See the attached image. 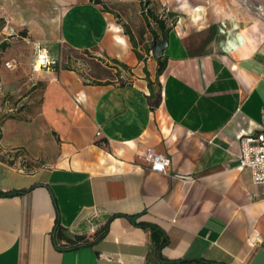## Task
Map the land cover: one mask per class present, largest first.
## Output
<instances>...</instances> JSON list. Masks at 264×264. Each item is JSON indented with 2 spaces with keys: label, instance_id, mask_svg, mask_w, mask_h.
<instances>
[{
  "label": "crops",
  "instance_id": "crops-1",
  "mask_svg": "<svg viewBox=\"0 0 264 264\" xmlns=\"http://www.w3.org/2000/svg\"><path fill=\"white\" fill-rule=\"evenodd\" d=\"M18 1L31 36L8 37L0 54L1 94L22 104L0 103V118L15 114L0 120V190H25L0 195V264H264V185L237 166L238 134L264 131V5L156 0L187 21L168 31L158 73L139 0ZM102 4L118 23L99 16ZM103 26L111 60L80 56ZM34 41L48 68H32ZM147 149L169 157L165 172ZM57 212L85 243L53 237ZM113 213L156 225L167 243L157 249L154 229Z\"/></svg>",
  "mask_w": 264,
  "mask_h": 264
},
{
  "label": "rangeland",
  "instance_id": "rangeland-1",
  "mask_svg": "<svg viewBox=\"0 0 264 264\" xmlns=\"http://www.w3.org/2000/svg\"><path fill=\"white\" fill-rule=\"evenodd\" d=\"M79 1L81 3H83V4H89V1H91V0H79ZM18 2H19L18 0H16V1L15 0H0V54H1L2 50H4V48L1 47V42H6V40H7L6 38H3L4 34L1 32L2 31V27L5 24H8V26L12 27V29H13V34L12 35H8L7 38L10 37V36H17V37H20V38L21 37H26L27 35L31 36V33L29 31L28 25H26V23H24L23 16L21 15V11L22 10L20 9L21 5H24L26 2H24L22 4H20ZM249 2L252 3V4H255L257 6L264 5V0H249ZM19 4H20V6H19ZM149 6H154L158 16H160V17L165 16L168 23L173 22V24L171 25L172 27L176 23H178L179 25L181 23H183V26L187 27V21H184L183 19H181L179 21V17L178 16H175V17L169 19V16L166 13V5L161 3V1L153 0V3L151 2ZM99 8L101 10V13L99 14V16L105 15L108 22L118 23L117 21L119 19L117 18V16L115 14H109L107 12L106 13L102 12V11H105L104 9H107L105 4H102L101 7H99ZM25 10L29 11V9L24 8L23 11H25ZM89 12H90V9H87L86 12H82L81 11L79 13V15H78L84 21V23L81 24V27L85 28L84 32H87V29H86L85 26L87 25V23H90V19H89L90 18L89 17L90 14H89ZM181 15L185 16V17L188 16L186 11L181 12ZM154 25H156V24H154ZM21 31H25L26 35L25 36L20 35L19 33ZM100 31H104V32L97 38V40H95V41L84 40L82 42L85 46L89 45L88 46L89 49L85 48L84 50H81L80 56H84L85 58H87V57H90V56H94V54L98 53V54H100L99 58H101L103 60L104 59H106V60L110 59L108 57L109 54L106 51L107 50V45H108L107 38L108 37L111 38V44H114V41L112 40L113 39L112 38L113 32L110 31V30H106L105 26H103L100 29ZM123 31L124 30L121 27V33L122 34L124 33ZM137 33H138V28H137ZM140 35H142L143 39H145V36H148V38H150V36H152L151 33L148 31L145 23L142 24V31H141ZM33 59H34V53H33ZM13 65L15 67L14 63H13ZM62 65L66 66V67H71L70 61L63 62ZM9 68H11V67H9ZM38 98H39V94L34 96L33 99L34 100H39Z\"/></svg>",
  "mask_w": 264,
  "mask_h": 264
},
{
  "label": "trees",
  "instance_id": "trees-1",
  "mask_svg": "<svg viewBox=\"0 0 264 264\" xmlns=\"http://www.w3.org/2000/svg\"><path fill=\"white\" fill-rule=\"evenodd\" d=\"M97 3L100 2L101 0H96ZM140 2V13L143 17L144 23L148 29V31L151 33L152 36H157L160 39L167 37L168 35V31L171 29V25L173 24V22L168 23L166 20V17H160L158 16V14H156L153 10V8L150 5V3L152 2V0H139ZM165 15V14H164ZM152 21H151V20ZM156 24V25H154ZM122 27L124 30V33L128 35V37L133 40V34L131 32V30L129 29V26L127 25V23H123L122 22ZM22 36H25V31H21L19 33ZM6 46V42H1V47L4 48ZM150 49V48H149ZM157 62H158V67H157V72L160 73L163 68L165 67V63H166V59L163 56H158L156 57ZM5 100H8L9 102H12L13 104L16 103V100H14V96L10 93H4L3 96L0 97V103L1 102H5ZM22 107H20L21 109ZM9 116H15V114H4L0 120H3L6 117ZM23 190H10V191H1L0 190V195H12L14 193L17 192H22ZM56 210H57V205L55 206ZM59 213L57 212L56 217H55V222H54V227H53V237L59 238V239H63L64 240V244H67L69 246H77L80 245L82 243L86 242V238L82 235H76L74 237H69L64 233V227L60 224L59 222ZM116 215H124L128 218H130L136 225H138V227H150L152 229H156L158 232H160L161 235V240L159 241V243L157 244V249H160V247H162L164 244L167 243V235L160 229L158 228L156 225L154 226V224H150L148 222L145 221H136V217L137 215H129V214H121V213H113L111 214L108 219H110L113 216ZM107 219V221H108ZM107 221H105L104 224H101L100 226H98L94 232H93V238H99L101 237L104 232L106 231L105 228L107 226ZM170 261V260H168ZM171 261H173L175 264H216V262L210 261V260H206L204 258H175L172 259Z\"/></svg>",
  "mask_w": 264,
  "mask_h": 264
},
{
  "label": "built area",
  "instance_id": "built-area-1",
  "mask_svg": "<svg viewBox=\"0 0 264 264\" xmlns=\"http://www.w3.org/2000/svg\"><path fill=\"white\" fill-rule=\"evenodd\" d=\"M4 34L3 38L7 39L8 35L13 34L12 27L5 24L2 27ZM34 59L32 62V68L34 70L40 68H48L53 63L51 56L49 55L46 47L41 45L40 42H33ZM13 68V64H8ZM1 88H0V97ZM22 104L16 101V103L5 100V106L7 112H12L20 107ZM100 130H96L95 135H99ZM239 152L237 154V166L241 169H248L250 172L251 180L260 185H264V131L260 130L253 134H245L240 132L239 134ZM144 158L149 164L150 168L160 172H165L170 164V159L167 155L159 152H154L150 149L145 150Z\"/></svg>",
  "mask_w": 264,
  "mask_h": 264
},
{
  "label": "water",
  "instance_id": "water-1",
  "mask_svg": "<svg viewBox=\"0 0 264 264\" xmlns=\"http://www.w3.org/2000/svg\"><path fill=\"white\" fill-rule=\"evenodd\" d=\"M153 41L151 42V53L153 56H160L163 53V50L166 48L167 44H168V40L167 37L164 38H158L157 36H153ZM152 233H150V238H151V242L153 244H158L159 242V233L157 230H153L151 231Z\"/></svg>",
  "mask_w": 264,
  "mask_h": 264
}]
</instances>
